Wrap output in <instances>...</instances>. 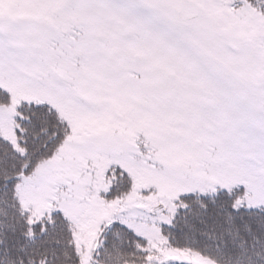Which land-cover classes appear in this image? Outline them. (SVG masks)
Listing matches in <instances>:
<instances>
[{"label": "snow or ice", "instance_id": "1", "mask_svg": "<svg viewBox=\"0 0 264 264\" xmlns=\"http://www.w3.org/2000/svg\"><path fill=\"white\" fill-rule=\"evenodd\" d=\"M0 264H264V0H0Z\"/></svg>", "mask_w": 264, "mask_h": 264}]
</instances>
